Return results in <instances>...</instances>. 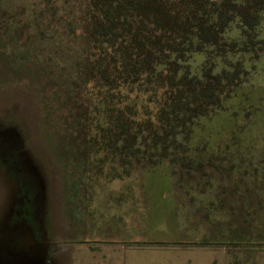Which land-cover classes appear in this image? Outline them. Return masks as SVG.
I'll use <instances>...</instances> for the list:
<instances>
[{
	"label": "trees",
	"instance_id": "trees-1",
	"mask_svg": "<svg viewBox=\"0 0 264 264\" xmlns=\"http://www.w3.org/2000/svg\"><path fill=\"white\" fill-rule=\"evenodd\" d=\"M15 1L13 5L25 8L22 17L31 7L34 43L47 42L50 60L44 67L54 79L60 72L66 88L64 100L60 97L62 105L76 106L72 90L78 91V112L64 136L57 134L58 145L65 137L91 134L94 145L105 147L112 155L114 177L169 161L175 171L190 175L185 189L194 207L202 209L210 222L226 221L238 214L240 207L241 223L250 225L233 232L228 230L233 228L230 221L220 233L199 241L221 243L217 239L222 235L238 247L250 240V244L243 245L250 249L246 251L250 262L245 263L255 264L251 247L255 242L253 210L264 207V189L251 184L258 186L264 181V171L257 170V160L247 155L251 147L238 145L242 138L237 125L229 135L236 148L222 140L213 145L209 138L221 134L214 128L197 127L229 108L232 117L223 116L221 120L231 126L239 109L248 108L236 109L235 105L249 99L250 90L255 88L238 94L240 85L252 76L256 77L254 85L259 80L264 82V0ZM8 5L3 0L0 6ZM39 54L36 45L34 63L41 65L36 59ZM57 55L61 61L54 59ZM129 87L152 91L158 104L154 119L140 118L132 103L127 102L124 91ZM91 113L94 125L88 126ZM203 131L206 134L202 137ZM203 166L212 169L201 174L193 172ZM217 173L224 178L234 173L233 182L246 184L243 193L258 197L257 204L239 206L237 183L235 204L225 205L219 198L227 191L218 188Z\"/></svg>",
	"mask_w": 264,
	"mask_h": 264
},
{
	"label": "rangeland",
	"instance_id": "rangeland-1",
	"mask_svg": "<svg viewBox=\"0 0 264 264\" xmlns=\"http://www.w3.org/2000/svg\"><path fill=\"white\" fill-rule=\"evenodd\" d=\"M2 2L0 0V5ZM7 3L6 7L0 6V162L18 182L19 191L6 226L30 225L35 243L30 250L18 255L3 249L0 264H124L126 245H165L157 241L175 238L186 241L194 238L196 232L201 240L220 233L222 226L230 221L233 228L228 230L233 232L238 231V227H250L247 222L241 223L243 208L240 207L238 214L230 215L228 220L210 222L202 209L194 207L185 189L190 175L175 171L169 161L114 177L112 155L105 147L99 149L101 145H94L91 134L65 137L62 145H58L57 134L64 136L78 112V91L72 90L76 106L62 105L66 88L59 71L54 79L44 67L50 60L49 48L46 41L36 44L32 39L31 7L28 6L22 17L20 13L25 8L13 5V0ZM17 11L20 12L17 14ZM36 45L40 48L36 59L41 65L34 63ZM54 59L61 61L59 55ZM255 78L250 77L245 83L247 86L240 85L238 94L255 88L250 90L249 99L244 101L241 97V105H235L236 109L248 108L239 109L231 126L221 120L223 116L232 117L229 108L206 118L197 128H214L231 144L229 135L235 124L242 138L238 145L251 147V152L259 157L264 156V82L259 80L254 85ZM124 94L140 118H155L158 104L156 98H152V91L129 87ZM93 116L91 113L88 126L94 125ZM88 131L92 133L89 128ZM205 134L203 131L200 136ZM209 139L213 145L217 144L216 137ZM231 147L237 146L231 144ZM256 163L257 170L264 171L263 161L257 159ZM210 169L211 166H203L202 170L193 172L201 174ZM223 176L217 173L216 184L220 190L227 191L219 199L229 206L235 204V184L241 182H233L234 173L227 178ZM258 184L264 186V181ZM238 193L236 195L242 191ZM260 212H264V207L253 210L255 239H251L255 242L251 247L255 264H264V235L260 236L264 232V214ZM177 234L182 237H176ZM150 239L153 241L147 242ZM217 240L221 243L216 241L213 245L225 250L226 264H237L233 263L236 260L238 264H246L249 260L246 251L250 249L245 246L250 240L238 247L229 243L228 237L221 235ZM217 258L219 262L224 261L223 254L213 252L211 260L216 263ZM142 259L149 264L168 262L158 252H149Z\"/></svg>",
	"mask_w": 264,
	"mask_h": 264
},
{
	"label": "crops",
	"instance_id": "crops-1",
	"mask_svg": "<svg viewBox=\"0 0 264 264\" xmlns=\"http://www.w3.org/2000/svg\"><path fill=\"white\" fill-rule=\"evenodd\" d=\"M217 140H222V142H225L226 140L224 138H221V135ZM215 137V136H211ZM247 155L254 157L256 160L264 159V156L256 157L253 152H248ZM247 166V165H246ZM250 171L253 170V168H249ZM240 185L239 191H242V194L236 195V199L239 201V206H254L257 204L258 197L253 195L252 193H243L244 190L247 189V185L243 183L238 184ZM258 186L251 184L252 187H260L261 189H264V186L257 184ZM143 187V186H142ZM141 187V188H142ZM143 190V189H142ZM167 190H171L170 188H167ZM171 192V191H170ZM172 200V195H171ZM190 232V231H189ZM184 233V232H183ZM194 238H190V240H182L177 241V238L174 240H161L157 241L160 242V244L165 245H158V246H146V245H126L124 246V264H149L147 262L142 261L145 255H147L149 252H158V255H161L163 258L167 259L168 262H157L154 261L151 264H226V252L225 250H221L219 247H215L213 244H203L197 238V232L195 233ZM176 237H182V235H175ZM173 237V236H172ZM153 240H148L147 242H152ZM135 242H141V240H136ZM219 253L223 254L224 261L219 262L218 258L215 260L216 263L211 260L212 253ZM132 254L130 257H128V254ZM135 253V254H133ZM176 254L180 256H176ZM170 256V257H168ZM129 259L132 262H128ZM228 264V263H227Z\"/></svg>",
	"mask_w": 264,
	"mask_h": 264
},
{
	"label": "water",
	"instance_id": "water-1",
	"mask_svg": "<svg viewBox=\"0 0 264 264\" xmlns=\"http://www.w3.org/2000/svg\"><path fill=\"white\" fill-rule=\"evenodd\" d=\"M18 191V182L0 162V251L6 249L14 255L23 254L35 243L30 225L6 226L13 214Z\"/></svg>",
	"mask_w": 264,
	"mask_h": 264
}]
</instances>
